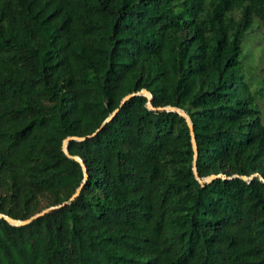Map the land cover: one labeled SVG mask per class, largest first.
Instances as JSON below:
<instances>
[{
  "label": "trees",
  "instance_id": "1",
  "mask_svg": "<svg viewBox=\"0 0 264 264\" xmlns=\"http://www.w3.org/2000/svg\"><path fill=\"white\" fill-rule=\"evenodd\" d=\"M256 23L264 0H0V214L55 208L0 218V264H264ZM144 89L190 117L199 177L231 179L200 183L179 113L121 106ZM68 137L89 177L64 206L85 177Z\"/></svg>",
  "mask_w": 264,
  "mask_h": 264
},
{
  "label": "water",
  "instance_id": "2",
  "mask_svg": "<svg viewBox=\"0 0 264 264\" xmlns=\"http://www.w3.org/2000/svg\"><path fill=\"white\" fill-rule=\"evenodd\" d=\"M137 95H144V96L148 97V99H149L148 108L151 109V110H155V111H172V112H177V113H179L181 116H183V117L186 118V120H187V122H188V125H189V128H190V130H191L192 141H193V148H194V152H195V157H194V173H195L196 177L198 178V180L200 181V183H201L202 185H204V184H206V183H211L213 180H215V179H217V178H220V177L223 178V179H225V180H227V179H231V178H228V177H226V176H224V175H219V176L212 175L211 177H208V178H206V179H201V178L199 177V175H198V170H197L198 145H197V141H196L195 134H194V127H193V124H192L191 119H190V117L188 116V114H187L186 112H184L183 110H180V109H178V108L171 107V106H170V107H163V108H155V107L152 105V103H151L153 96H152L151 92H149V91L146 90V89L142 90V91L139 92V93H132V94L126 96V97L123 99L121 106H123L127 101H129L130 99H132L133 97H135V96H137ZM118 111H119V109L116 110V112H115L114 114H112V115H111V116H110V117L104 122L103 126H104L106 123L110 122V121L114 118L115 114H116ZM97 132H99V130H98ZM97 132H96L95 134H97ZM95 134H94V135H95ZM94 135H93V136H94ZM86 138H87V137H84V138H80V137H68V138L64 141V143H63V150H64L65 154H66L67 156L71 157L70 154H69V152H68V149H67V148H68V143H69L70 141H75V140H76V141H82V140H85ZM71 158L75 159L76 161H78V162L82 165L83 170H84V173H85V177H84V182H83L82 186L80 187V189L76 192V194L71 198V200H70L69 202H66V203L63 204L64 206H65V205H68L70 202H72L73 200H75V199L80 195V193H81L83 187L85 186V184H86V182H87V180H88V177H89V175H88V171H87V167H86V165L84 164V162H83L80 158H78V157H71ZM255 176H259V177H261V179L264 181V178H263L261 175L257 174V175H255ZM236 177H238V176H235L234 178H236ZM244 179L247 180L246 177H244ZM63 205H62V206H63ZM60 207H61V206H60ZM60 207H57V208H60ZM54 209H55V208L47 209V210L41 212L40 214H37L36 216L32 217L31 219H29V220H25V221L15 220V219H13V218H11V217H9V216H5V215H3V214H0V218L5 219L6 221H8L10 224H12V225H14V226L21 227V226H25V225H27L28 223L32 222L34 219H36V218H38V217H40V216H43V215L47 214L48 212H50V211H52V210H54Z\"/></svg>",
  "mask_w": 264,
  "mask_h": 264
},
{
  "label": "rangeland",
  "instance_id": "3",
  "mask_svg": "<svg viewBox=\"0 0 264 264\" xmlns=\"http://www.w3.org/2000/svg\"><path fill=\"white\" fill-rule=\"evenodd\" d=\"M242 62L246 67H252L257 77L263 79L261 88L264 100V37L258 29V24L254 25L253 30L248 34L243 42ZM262 83V82H261Z\"/></svg>",
  "mask_w": 264,
  "mask_h": 264
}]
</instances>
